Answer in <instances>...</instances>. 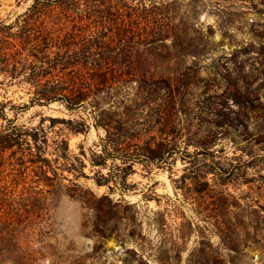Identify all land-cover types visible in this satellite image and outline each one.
I'll return each mask as SVG.
<instances>
[{
  "label": "rangeland",
  "instance_id": "374dc122",
  "mask_svg": "<svg viewBox=\"0 0 264 264\" xmlns=\"http://www.w3.org/2000/svg\"><path fill=\"white\" fill-rule=\"evenodd\" d=\"M33 3L0 0V48L4 42L7 47L0 51V129L9 128L11 121L27 128L41 122L49 126L50 118H56L54 130L62 129L71 153L88 163L104 131L93 126L86 112H71L60 102L19 109L29 104L30 94L26 84L11 76L15 21ZM170 6L178 31L188 34L173 50L171 65L182 73L193 67L192 113L206 105L222 115L202 117L205 126L223 124L213 128L217 138L210 149L221 171L211 166L210 154L201 156L209 167L201 165L200 171L181 157L171 168L136 165L128 192L118 188L110 194L113 211L103 202L102 210L95 212L81 201L62 197L53 210L64 250L61 264H264V0H174ZM52 18L43 16L46 21ZM200 36L206 41L202 53L190 54L196 45L186 51V44L198 42ZM148 46L146 56L170 51ZM114 94L119 106L122 93ZM82 117L91 125L85 133H74L63 123ZM56 136L50 132L51 139ZM195 150L191 145L189 151ZM17 157L15 145L0 155V185L15 179ZM84 172L90 178L65 171L68 179L62 184L79 186L86 199L88 188L97 197L109 193L107 186L96 185V171L88 166ZM26 173L28 179L41 177L33 167ZM204 183L205 191L196 192V184Z\"/></svg>",
  "mask_w": 264,
  "mask_h": 264
},
{
  "label": "trees",
  "instance_id": "16d2710c",
  "mask_svg": "<svg viewBox=\"0 0 264 264\" xmlns=\"http://www.w3.org/2000/svg\"><path fill=\"white\" fill-rule=\"evenodd\" d=\"M173 2L34 0L15 21L11 76L26 84L30 94L29 104L19 109L60 102L71 112H86L104 134L87 163L71 153L63 130H54L56 118H50L49 126L41 122L27 128L11 121L9 128L0 129V155L15 145L20 167L12 182L0 185V264H61L64 250L53 214L61 198L70 196L95 212L102 210L103 202L113 211L110 194L118 188L122 194L128 192L136 165L171 168L181 157L200 171L201 165L209 167L201 156L210 154L211 166L221 171L210 149L217 138L213 128L223 124L214 121L205 126L202 117L222 115L218 108L202 105L195 117L190 104L193 67L182 73L171 65L173 50L188 36L173 23ZM47 14L53 18L43 19ZM148 45L170 51L146 56ZM192 45L197 50L190 54H201L205 38L187 43L186 51ZM6 48L4 42L0 51ZM114 91L122 93L119 106ZM63 123L74 133L91 128L84 117ZM52 131L57 135L54 139ZM191 145L195 153L189 151ZM88 166L96 171L92 177L96 185L107 186L109 193L97 197L88 188L86 199L79 186L62 184L68 179L65 171L90 178L84 172ZM31 167L41 177L28 179L26 171ZM207 185L196 184V192L203 193Z\"/></svg>",
  "mask_w": 264,
  "mask_h": 264
}]
</instances>
